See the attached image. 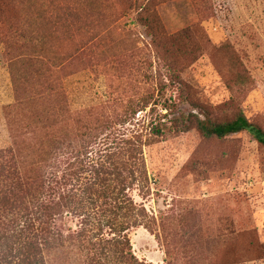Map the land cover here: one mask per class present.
Returning <instances> with one entry per match:
<instances>
[{"label": "rangeland", "instance_id": "1", "mask_svg": "<svg viewBox=\"0 0 264 264\" xmlns=\"http://www.w3.org/2000/svg\"><path fill=\"white\" fill-rule=\"evenodd\" d=\"M153 3L166 35L190 29L191 39L201 46L198 58L181 74L194 86L199 101L219 119L242 111L264 127V0ZM38 4L51 17L50 28L59 12L78 15L76 45L65 47L77 48L76 56L62 74L72 109L97 105L115 117L124 110L121 102L152 95L159 102L153 109L147 107L116 126L143 134L162 115L167 116L162 121L175 128L171 120L182 112H199L187 101H178L170 81L160 84L154 37L136 20L135 8L121 14L118 0H38ZM53 36V44L60 45L61 39ZM14 102L11 69L0 42V148L13 142L6 106ZM145 159L152 189L137 199L153 212L156 225L130 232L139 261L264 264V250L257 248L264 244V145L252 134L243 131L219 139L205 138L196 129L168 132L145 146Z\"/></svg>", "mask_w": 264, "mask_h": 264}, {"label": "trees", "instance_id": "2", "mask_svg": "<svg viewBox=\"0 0 264 264\" xmlns=\"http://www.w3.org/2000/svg\"><path fill=\"white\" fill-rule=\"evenodd\" d=\"M118 1L121 14L135 8L136 20L153 35L160 84L170 81L178 101L199 112H182L171 120L175 128L162 115L143 134L116 126L153 109L159 102L152 95L121 102L124 110L115 117L97 105L72 109L62 74L76 56L77 48L65 47L76 45L77 13L59 12L50 28L51 17L38 0H0V42L15 90V102L6 106L13 142L0 148V264H149L136 258L130 238L133 228L156 225L153 212L137 199L152 189L145 146L190 129L219 139L246 131L264 145L261 124L242 111L215 117L182 78L201 49L190 29L166 35L153 0ZM123 2L131 6L123 8ZM51 29L60 45L53 44Z\"/></svg>", "mask_w": 264, "mask_h": 264}]
</instances>
